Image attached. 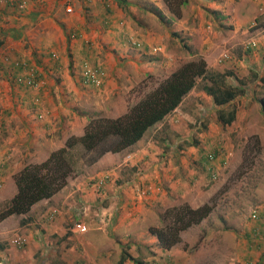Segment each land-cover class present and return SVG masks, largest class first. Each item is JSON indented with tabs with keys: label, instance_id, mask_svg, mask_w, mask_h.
<instances>
[{
	"label": "crops",
	"instance_id": "0c3cea01",
	"mask_svg": "<svg viewBox=\"0 0 264 264\" xmlns=\"http://www.w3.org/2000/svg\"><path fill=\"white\" fill-rule=\"evenodd\" d=\"M257 1L239 0L232 7L229 0H188L186 7L198 15L188 25V17L173 18L161 0H27L20 10L0 0V201L14 195L15 172L45 160L64 146L68 137L80 136L88 116L114 118L124 113L134 102L127 99L132 78L138 81L147 72L165 77L172 72L181 50L169 49L168 44L175 46L176 39L184 36L192 43L187 52L206 49L218 37L215 28L218 29L219 21L236 33L249 20L241 15L252 14ZM146 14L157 18L150 20L155 28L140 19ZM177 29L181 33L175 32ZM1 52L9 60H25L37 76V83L27 86L16 82L14 78L20 70L11 61L4 62ZM242 64L237 60L235 67L240 71ZM82 65L99 67L100 87L83 82ZM259 79L264 81V73L258 74L255 88L263 84ZM192 91L193 87L184 97ZM184 97L135 143L116 152H104L73 177L66 178L51 196L34 202L24 214L1 219L0 233L9 228L10 217L15 216L13 228L24 238L17 250L0 244V250L7 251L9 262H132L121 255V249L128 256L139 255L143 260L149 259L148 254L162 258L174 255L161 249L148 229L159 225V215L165 208L179 201L198 204L187 197L200 190L197 183L211 178L205 162L219 172L223 139L220 132L224 129L220 121L216 130L208 124L211 135L204 143H168L167 148H162L165 139L179 140L183 138L179 133L195 128L189 122L192 106L186 102L182 105ZM213 105L215 111L221 107ZM177 117L184 120V125ZM199 147L206 154L220 152L212 161L204 162ZM223 149L225 154L229 150ZM106 173L108 179L100 192H94L95 178ZM39 212L47 215L41 217ZM74 221L84 223L87 230H70ZM254 225L259 224L252 219L251 227ZM259 226L264 234V225ZM244 235H248L247 230L241 236L246 244L241 255L248 258L240 264H264V241L248 248L249 240Z\"/></svg>",
	"mask_w": 264,
	"mask_h": 264
},
{
	"label": "rangeland",
	"instance_id": "374dc122",
	"mask_svg": "<svg viewBox=\"0 0 264 264\" xmlns=\"http://www.w3.org/2000/svg\"><path fill=\"white\" fill-rule=\"evenodd\" d=\"M161 1L165 4L163 0ZM169 1H171L172 8H175L173 4L179 0ZM229 1L233 7L239 0ZM165 6L168 9L166 4ZM246 14L241 15V18L249 17L248 22L236 33L230 30L231 27L227 28L225 23L219 21L218 29L215 28L218 37L214 38L209 45L211 47L208 46L206 49L201 48V50L193 53L187 52V46L191 47L192 43L184 36L176 39L178 43L175 42V46L172 44L167 45L169 49L177 50L180 48L181 50L176 56L178 61L174 62V65L176 64L173 67L174 69L185 61L201 58L205 63L206 71L211 73L214 79H221L223 85L241 88L239 90L241 92L235 94L228 104L224 105L225 112L232 106L236 110L234 119L230 124L222 125L224 129L220 132L223 134L222 141L224 140L223 143L220 140V145L223 148H229V150L224 155L226 158L219 164V172L217 171L218 173L213 179L210 178L207 181L205 178L206 180L202 184L199 185L197 183L200 190H197V193L194 192L193 197H187L198 203L196 206L190 205L186 201H179L171 205H188L190 208L207 205L210 208L205 217L181 230L176 244L166 249L175 253L172 257L177 258L178 264H240L244 257L241 255V251H244L242 250L244 244L241 236L246 230L250 232L254 228L253 226L251 227L252 219H254L251 217L252 212H255L256 215L264 220V107H261L258 102V98L264 94V85L261 84L259 88H255L254 85L256 83L255 80L258 79V74L262 75L264 73V48L260 49L264 46V0L257 1L252 14L249 12ZM171 15L173 18L180 19L188 17V25H191L192 18L195 19L198 16L196 13H192L186 5L179 7V15H174L173 13ZM171 15L169 16L172 17ZM142 18L140 19L146 22L148 26L155 28L151 22L154 21L153 18L157 20L154 15L146 14ZM214 21L216 26L217 20L215 19ZM213 30L211 29V31ZM175 32L180 31L177 29ZM251 41L254 42V46L247 49L246 44ZM222 54H225L226 57L222 58ZM171 56H174V52ZM237 60L243 63L240 71L235 67ZM223 72H226L223 77L225 82L218 76L219 73ZM243 75L244 77H242ZM165 77H161L157 73H152L151 75V72H147L138 81L135 80L137 79L136 77L132 78L127 99L132 98L134 102L138 101L147 92L155 88L157 83ZM195 80L196 83L190 93L191 95L184 97L182 102V105L190 103L192 106L191 110H189V122L191 121L195 128L189 129V132H184V130L183 133H179L183 137L179 140L165 139L167 142H164V145L163 143L160 145L162 148H167L170 143H173V146H177L176 144L187 145L186 142L194 143L195 141L204 143L205 138L209 140L211 135V132L207 130V125L210 124L213 130H216V127L219 126L217 111L213 109L212 96L207 90L211 92L213 89L212 85L214 86L220 81L216 80V83L213 84L210 81L204 82L199 77ZM101 81L102 78H100V83ZM100 83L95 86L97 88L100 87ZM219 85H222V83ZM203 86L207 90H204ZM181 108L184 109L185 106H181ZM184 113H187V110ZM92 116L102 117L99 115ZM177 121L184 123V120L180 117H177ZM225 133L228 134V138L225 137ZM109 143H104L103 147L108 146ZM155 145L157 146V144ZM93 156H95V152H86L78 148L75 152L74 162L71 164L65 180L73 177L76 171L90 164V159ZM107 174L109 175V173ZM94 192L99 193L100 190H94ZM2 203L0 201V207ZM45 215L43 213L39 216L43 217ZM16 219L15 216L10 217L8 221L9 228L4 229V232L1 230L0 233V244L3 243V247H12L14 250L24 244V238L15 232L16 228H13ZM2 232L6 233V237ZM18 238H23L21 239L23 242L19 245L13 241L18 240ZM259 239L261 240L260 242L264 241L263 237ZM250 240H255V237ZM121 250L123 251V249ZM6 252V250L3 252L0 250V264L10 263ZM164 253L165 251H163ZM38 257L40 258V255ZM133 257L139 260L142 259L141 256L135 254ZM148 257L149 259L146 262L157 257L163 259L161 256L148 255ZM128 264L133 263L129 261Z\"/></svg>",
	"mask_w": 264,
	"mask_h": 264
},
{
	"label": "trees",
	"instance_id": "16d2710c",
	"mask_svg": "<svg viewBox=\"0 0 264 264\" xmlns=\"http://www.w3.org/2000/svg\"><path fill=\"white\" fill-rule=\"evenodd\" d=\"M163 1L168 10L174 15H179V7L186 4V0H179L173 4L175 8H172L171 1ZM10 64L12 63L10 62ZM14 66L17 67L18 65ZM221 75L222 73L218 74L219 78ZM197 77L204 82L210 81L213 84L216 83V80L220 81L216 85H212L211 92L205 86H203V89L211 93L215 105L221 106L217 109L218 120L223 125L230 124L235 117V107L232 106L225 112L224 105L228 104L235 94H239L241 91L234 86L223 85L221 79H214L211 73L206 71L205 63L201 58L185 61L161 79L155 88L127 107L121 115L114 118L88 116L83 133L80 136L68 137L64 146L52 151L45 160L26 165L15 172L12 175L15 193L9 200L2 203L0 219L9 214H24L34 202L47 198L56 192L64 184L78 148L86 152H95V156L90 159L91 163L104 152H116L135 143L147 128L161 121L165 115L178 106L187 92L194 87ZM21 78L23 79L22 76L17 75L14 79L16 82L22 83ZM259 80L264 84L263 79ZM37 81V76H34L32 83L36 84ZM221 83L222 85H219ZM258 102L261 107H264V94L258 98ZM104 143H109V145L103 147ZM186 143L190 144L189 142ZM199 149L204 156L202 160L204 162L205 160L210 162L215 158V154L220 152V150H217V152L214 150L206 154L202 147H199ZM220 149L222 157L220 161L222 162L225 153L222 147ZM205 164L207 165L206 170L208 169L207 174H210L213 170L210 169L208 163L205 162ZM107 179L108 174L106 173L104 182ZM100 187H96V190H99ZM209 209L207 205L196 208H190L188 205L167 207L159 215V225L151 226L148 230L156 237L157 245L166 250L176 244L181 230L197 223L208 214ZM252 215L255 222L261 226L264 225V220L261 217L256 215L255 212H252ZM74 222L70 224V228ZM259 225L257 227L254 225V228L247 232L249 236L244 235L245 239L249 240L250 245L248 244V248H255L260 245L261 240L259 238L263 237L264 234ZM252 237H255V240H250ZM121 255L130 259L133 264H152L153 262L157 264H178L177 258L172 257L174 255H167L163 259L152 258L148 262L128 256L125 251H121ZM148 255L152 256V254ZM243 258H248V255ZM121 261L118 264H121Z\"/></svg>",
	"mask_w": 264,
	"mask_h": 264
},
{
	"label": "built area",
	"instance_id": "2783aa9c",
	"mask_svg": "<svg viewBox=\"0 0 264 264\" xmlns=\"http://www.w3.org/2000/svg\"><path fill=\"white\" fill-rule=\"evenodd\" d=\"M26 1L27 0H5V2L7 4H9L10 6H13L17 9L23 8ZM69 10H70V8H66V11H69ZM253 46H254V42H252V41L248 42L246 44V48L247 47H253ZM221 57L225 58L226 55L222 54ZM17 63L23 69V74L21 75L23 77V79L21 78V81H23L22 83H24L25 85H35V83L34 84L32 83V78L35 75L33 74L32 69L30 68L31 66H29L28 64H26L23 61H18ZM81 76L83 78V82H85L86 84L98 85L100 83V78L102 77V72L97 67H93V66L91 67V66L83 65V67L81 69ZM214 175L215 174H213V176ZM105 179H106V174H103L100 178H96L94 180L95 186L100 187ZM251 217H253L252 214H251ZM70 229L72 231H76L79 233L85 232V230H86L85 225L81 222H74ZM21 239L18 238V240H13V241L17 245H19L23 242ZM152 264H157V263L153 262Z\"/></svg>",
	"mask_w": 264,
	"mask_h": 264
},
{
	"label": "clouds",
	"instance_id": "9594fccd",
	"mask_svg": "<svg viewBox=\"0 0 264 264\" xmlns=\"http://www.w3.org/2000/svg\"><path fill=\"white\" fill-rule=\"evenodd\" d=\"M4 2H5V0H3ZM27 2V1H26ZM6 3V2H5ZM7 4V3H6ZM8 6H10L9 4H7ZM17 9V8H16ZM22 9V8H21ZM20 10V9H19ZM66 10V9H65ZM2 53V60L4 61V62H10L11 61V63L13 64V66L14 65H18V61H23V62H25V60H23V59H19V58H16V59H13V60H9V58H8V56L6 55V53L5 52H1ZM26 63V62H25ZM27 64V63H26ZM17 67H19L20 68V74L18 75V76H21L22 74H23V69L20 67V65H18ZM94 67H96V66H94ZM97 68H99V67H97ZM210 171V170H209ZM213 174H215L214 176H213ZM210 177L211 178H214L215 176H216V172L215 171H211L210 172ZM96 179V178H95Z\"/></svg>",
	"mask_w": 264,
	"mask_h": 264
}]
</instances>
